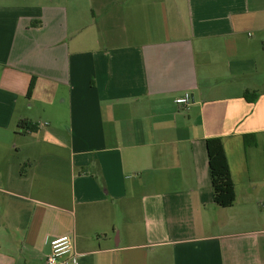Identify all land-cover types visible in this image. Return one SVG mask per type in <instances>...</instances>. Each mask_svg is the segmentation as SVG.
I'll use <instances>...</instances> for the list:
<instances>
[{
	"label": "crops",
	"instance_id": "crops-1",
	"mask_svg": "<svg viewBox=\"0 0 264 264\" xmlns=\"http://www.w3.org/2000/svg\"><path fill=\"white\" fill-rule=\"evenodd\" d=\"M263 40L264 0H0V264H264Z\"/></svg>",
	"mask_w": 264,
	"mask_h": 264
},
{
	"label": "trees",
	"instance_id": "trees-1",
	"mask_svg": "<svg viewBox=\"0 0 264 264\" xmlns=\"http://www.w3.org/2000/svg\"><path fill=\"white\" fill-rule=\"evenodd\" d=\"M35 85L36 78H33L29 86L28 97L32 96ZM21 127L35 131L38 125L22 122ZM206 143L215 202L222 207L233 206L237 193L223 138L211 136L206 139Z\"/></svg>",
	"mask_w": 264,
	"mask_h": 264
},
{
	"label": "built area",
	"instance_id": "built-area-1",
	"mask_svg": "<svg viewBox=\"0 0 264 264\" xmlns=\"http://www.w3.org/2000/svg\"><path fill=\"white\" fill-rule=\"evenodd\" d=\"M264 49V40H263ZM192 96L190 92L176 98V103L188 107L191 104ZM264 206V202L262 204ZM50 252L45 264H79V258L82 255L76 244L75 236L65 234L49 240Z\"/></svg>",
	"mask_w": 264,
	"mask_h": 264
}]
</instances>
